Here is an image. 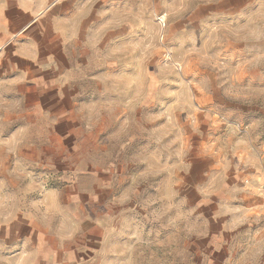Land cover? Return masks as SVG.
Segmentation results:
<instances>
[{
	"label": "rangeland",
	"instance_id": "374dc122",
	"mask_svg": "<svg viewBox=\"0 0 264 264\" xmlns=\"http://www.w3.org/2000/svg\"><path fill=\"white\" fill-rule=\"evenodd\" d=\"M16 29L0 264H264V0H55Z\"/></svg>",
	"mask_w": 264,
	"mask_h": 264
},
{
	"label": "crops",
	"instance_id": "0c3cea01",
	"mask_svg": "<svg viewBox=\"0 0 264 264\" xmlns=\"http://www.w3.org/2000/svg\"><path fill=\"white\" fill-rule=\"evenodd\" d=\"M227 3H235L239 5V0H226ZM48 2H40L33 0H0V65L4 66L7 63L19 61L20 58L13 52L11 46L14 40L17 29L16 26H25L31 23L32 18H36L41 14L44 8H49L55 0ZM158 7H162L161 1L158 2ZM224 1H220L216 8H223ZM13 67L15 63L12 65Z\"/></svg>",
	"mask_w": 264,
	"mask_h": 264
}]
</instances>
